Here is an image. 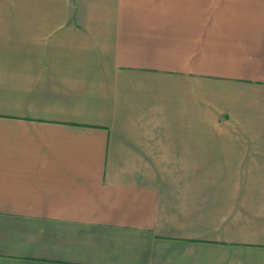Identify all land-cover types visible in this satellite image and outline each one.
Wrapping results in <instances>:
<instances>
[{
  "label": "crops",
  "instance_id": "crops-1",
  "mask_svg": "<svg viewBox=\"0 0 264 264\" xmlns=\"http://www.w3.org/2000/svg\"><path fill=\"white\" fill-rule=\"evenodd\" d=\"M0 264H264V0H0Z\"/></svg>",
  "mask_w": 264,
  "mask_h": 264
}]
</instances>
